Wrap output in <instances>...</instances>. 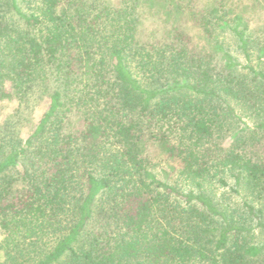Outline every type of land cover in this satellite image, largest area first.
<instances>
[{"label": "trees", "instance_id": "1", "mask_svg": "<svg viewBox=\"0 0 264 264\" xmlns=\"http://www.w3.org/2000/svg\"><path fill=\"white\" fill-rule=\"evenodd\" d=\"M249 5L0 0V101L47 97L0 144V264H264Z\"/></svg>", "mask_w": 264, "mask_h": 264}, {"label": "rangeland", "instance_id": "2", "mask_svg": "<svg viewBox=\"0 0 264 264\" xmlns=\"http://www.w3.org/2000/svg\"><path fill=\"white\" fill-rule=\"evenodd\" d=\"M106 1L113 3L116 0ZM244 2L250 4L248 8L251 7L249 10V18L251 20L250 27L254 31L255 39H264L260 30L264 26V0H259L256 4L250 3L248 0H244ZM225 44L232 56L242 65H246L243 55L236 49L234 41L227 37ZM252 59V65L256 66L258 64V66L264 70V57L259 58V54L254 53ZM46 107L47 97L43 100L40 99L36 103H33L32 107L26 109L19 107V103L16 99L0 101V144L24 140L29 135ZM242 122L252 126V122L246 117H242ZM151 152L153 153V148H151ZM258 152L260 155L264 156V148L259 149ZM159 168L167 169V166L161 162L159 163ZM217 196V198H219V193H217ZM257 241L263 244L264 237L257 235Z\"/></svg>", "mask_w": 264, "mask_h": 264}]
</instances>
